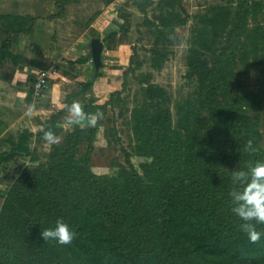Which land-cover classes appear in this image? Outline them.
Returning a JSON list of instances; mask_svg holds the SVG:
<instances>
[{"label":"trees","instance_id":"16d2710c","mask_svg":"<svg viewBox=\"0 0 264 264\" xmlns=\"http://www.w3.org/2000/svg\"><path fill=\"white\" fill-rule=\"evenodd\" d=\"M126 5L142 13L151 28V64L160 67L167 58L164 42L188 21L181 1L126 0ZM262 6L253 0H220L193 16L186 77L194 90L174 104L175 120L167 91L147 77L130 108L121 96L125 81L104 103L81 102L86 113L102 111L104 117L109 106L129 112L138 169L127 158V166L116 164L109 174L91 170L90 152L103 119L95 129L65 128L66 110L52 113L42 126L62 139L45 161L31 147L32 140H43L42 133L20 131L0 152V175L8 163L26 162L2 192L7 199L0 208V264H264V236L257 244L249 242L229 197L231 171L264 161L258 121L250 115L258 98L233 87L236 66L249 58L258 60L264 74V32L259 25L249 26ZM31 20L0 14V64L5 58L21 59L13 53L15 38L32 31ZM88 60L81 56L77 62ZM98 75L80 83L81 93ZM78 95L68 94L64 104ZM248 139L257 152L244 151ZM57 219L76 233L68 245L45 242L40 235ZM257 230L264 232V225Z\"/></svg>","mask_w":264,"mask_h":264},{"label":"rangeland","instance_id":"374dc122","mask_svg":"<svg viewBox=\"0 0 264 264\" xmlns=\"http://www.w3.org/2000/svg\"><path fill=\"white\" fill-rule=\"evenodd\" d=\"M125 1L113 0L109 4H104L101 0H0V14L32 18L31 23L28 21V25L29 23L32 25V31L22 33L21 37L19 50L25 57L28 56L32 62H42L48 69L55 71L51 79L55 76L61 81V75L73 78L79 76L77 81L74 78L68 91L66 90L68 88L65 89V93L64 89L59 91L61 96L54 99L52 93L48 96V88H45L41 95L35 96L32 84L36 70L31 67L30 76L33 81L29 95L36 111L31 116L30 123H25L24 127L19 128L17 134L22 130L32 131L34 127L42 126L52 113L62 108L57 102L64 104L70 93H79L75 101L87 100L101 104L109 99L113 91L121 89L125 81L126 89L121 96L127 101L126 106L130 108L135 94L145 85L143 81L145 77L167 91L169 106L175 120L174 104L188 97L194 90V82L186 77V53L191 39L193 16L210 5L220 3V0H180L189 16L188 21L174 28L170 33L173 38L164 42L162 47L167 51V58L160 67L151 64L149 50L155 43L151 28L144 23L142 13L129 5L123 6ZM253 1L264 4V0ZM152 13V8L149 7L147 16L150 17ZM255 25H259L264 32V6L258 12L255 21L250 20L249 26L253 28ZM112 31H117L118 38L113 37L104 41L102 64L97 70L99 75L94 79L93 88L90 87L81 93V81L90 80L97 72L89 56V41L93 37L102 39ZM3 38L0 24V43ZM81 56L88 57L89 61L78 63L77 59ZM257 61L249 58L246 64L236 66L233 87L237 91H249L257 96L258 108L251 110L250 115L257 118L260 146L264 147V74L261 73V66H258ZM60 84L62 87L66 85ZM108 111L90 152L91 170L96 169L102 174L107 170L106 174H109L116 169L114 167L116 164L127 166L128 162L138 169L141 159L132 154L129 112L125 110L119 112L120 105L109 106ZM63 121L65 122V118ZM31 147L35 149L39 161H45V155L49 150L46 149L44 140L39 142L32 140ZM85 148L83 144L82 152ZM20 164L26 162L11 163L7 166V172L0 175V187L4 190L19 172L22 166ZM3 191H0V200H3Z\"/></svg>","mask_w":264,"mask_h":264},{"label":"clouds","instance_id":"9594fccd","mask_svg":"<svg viewBox=\"0 0 264 264\" xmlns=\"http://www.w3.org/2000/svg\"><path fill=\"white\" fill-rule=\"evenodd\" d=\"M170 39L173 37L169 36ZM62 107L66 110L65 128L79 127L98 128L99 121L104 118L102 111L95 113H86L84 106L80 101H72L69 104H63ZM35 106L27 107L26 115L32 116L35 112ZM102 128V126H100ZM34 133H42V138L45 142L47 150H51L53 145L61 143V137L56 135L51 129L45 130L43 126H37L32 129ZM244 151L253 154L258 151L254 146L253 139H248L244 144ZM97 175L102 174L96 169H93ZM104 170L103 174H106ZM231 180L234 187L229 192L231 200L230 210L238 217L242 223L239 225L240 230L246 234L250 243L257 244L264 236V232L257 230V225H264V161H256L250 163L247 169H236L231 171ZM0 187V191H3ZM6 195L3 200H0L2 207ZM45 242L56 241L60 245H68L74 239L76 233L70 230L69 225L63 219H57L55 226L45 228L40 233Z\"/></svg>","mask_w":264,"mask_h":264},{"label":"crops","instance_id":"0c3cea01","mask_svg":"<svg viewBox=\"0 0 264 264\" xmlns=\"http://www.w3.org/2000/svg\"><path fill=\"white\" fill-rule=\"evenodd\" d=\"M21 37L22 34L15 38L13 47V53L21 55V59L15 62L10 58H5L0 64V152L8 150L12 142L16 139V131L24 127L25 123L29 124L31 121V116L26 115L27 107L33 105V100H31L29 95V89L33 81L30 75L32 69L37 70L39 68L36 66L33 67L32 61L28 59L29 57H25V55L20 52ZM114 37H116V39L118 38L117 35ZM60 78L61 81H58L54 76L49 81L47 92L48 96L52 93L53 99L61 96V93H59L61 89H64V93L66 88H68L66 89L68 91L71 88L70 84L73 82L74 78H76L77 81L79 76L73 78V76L68 77L66 75H61ZM60 83L66 85L62 87ZM49 101L51 102V100ZM57 103L60 104V106L63 105L62 102ZM10 164L11 163H8L7 166H10Z\"/></svg>","mask_w":264,"mask_h":264},{"label":"built area","instance_id":"2783aa9c","mask_svg":"<svg viewBox=\"0 0 264 264\" xmlns=\"http://www.w3.org/2000/svg\"><path fill=\"white\" fill-rule=\"evenodd\" d=\"M55 71L51 69H37L36 77L32 84L33 95H41L45 88L49 85V80L54 75Z\"/></svg>","mask_w":264,"mask_h":264},{"label":"water","instance_id":"95a60500","mask_svg":"<svg viewBox=\"0 0 264 264\" xmlns=\"http://www.w3.org/2000/svg\"><path fill=\"white\" fill-rule=\"evenodd\" d=\"M102 51L103 42L98 37H93L89 41V54L91 56V62L93 64L94 70L97 71L102 64Z\"/></svg>","mask_w":264,"mask_h":264}]
</instances>
